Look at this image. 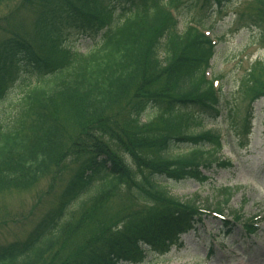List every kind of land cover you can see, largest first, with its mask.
<instances>
[{
    "label": "trees",
    "instance_id": "16d2710c",
    "mask_svg": "<svg viewBox=\"0 0 264 264\" xmlns=\"http://www.w3.org/2000/svg\"><path fill=\"white\" fill-rule=\"evenodd\" d=\"M9 1L0 0V5ZM224 1L38 0L32 32L0 41V102L25 73L39 83L0 122V190L30 189L62 164L68 151L57 107L73 110L90 129L81 128L73 142L74 154L85 159L63 190L59 207L24 241L1 247L0 264H144L149 253L166 252L180 245L182 235L197 232L209 206L173 197L164 181L209 180L205 171L216 160L219 135L189 129L207 119L217 121L225 107L206 79L215 53L212 40L199 28L200 21L192 19L197 25L180 29L179 19L184 11ZM252 25L263 37L264 16ZM75 36L89 42L86 53L70 45ZM240 86L250 103L264 99V62L257 61ZM123 106L127 116L119 113ZM151 109H158L168 124L181 118L183 132L142 136L135 143L126 127L140 135L149 124L142 118ZM183 143L191 144V155L173 159L172 152ZM145 149L147 158L140 154ZM123 154L136 164L137 173ZM93 188L97 200L119 193L125 204L88 229L90 237L75 257L59 261L53 251L73 205ZM223 192L216 212L232 196L229 189Z\"/></svg>",
    "mask_w": 264,
    "mask_h": 264
},
{
    "label": "rangeland",
    "instance_id": "374dc122",
    "mask_svg": "<svg viewBox=\"0 0 264 264\" xmlns=\"http://www.w3.org/2000/svg\"><path fill=\"white\" fill-rule=\"evenodd\" d=\"M30 2L12 0L0 5V41L14 34L24 37L32 32L40 3L33 0L31 5ZM263 6L264 0H225L221 5L215 4L201 11L196 9L194 13L188 10L182 13L180 29L196 19L218 42L210 76L220 79L218 86L222 89L225 107L220 119H207L201 126L188 128L189 133L213 131L220 135L223 148L213 160V165L205 171L209 178L206 183L165 180L164 184L173 197L183 201L194 200L200 207L211 208L222 205L226 196L223 191L230 189L232 198L229 205L220 206L219 210L229 221L233 218L235 221L232 223L233 230L228 234L227 229L221 228L220 222L204 217L199 231L186 236L181 247L173 246L165 254L151 252L144 264H264V100L256 102L251 110L250 98L246 96L248 92L242 91L240 86L247 78L249 69L257 61L264 62V36L252 25L259 16H264ZM69 41L76 50L87 52L88 41L76 36L70 37ZM37 84L36 77L27 73L21 76L8 97L0 102V122L7 119L8 114L12 113V106ZM57 108L65 131L64 149L68 152L62 164L49 171L34 187L0 190V248L24 241L46 214L59 207L63 190L85 159L76 152L74 154L72 145L77 134L82 135L81 128L84 131L90 129L82 126L73 110H67L64 106ZM119 113L127 116L128 110L123 106L119 108ZM159 113L158 109H151L142 118V123L149 121V124L140 130V135L129 127H126V133L133 135L130 138L137 143L142 136L183 132L181 118H173L172 123L168 124L161 121ZM229 114L234 124L242 127V123H245L247 128L243 127L240 131L236 127L234 129L230 117H227ZM119 134L123 141H128L125 135ZM104 141L115 148L108 140ZM241 144L246 145L243 148ZM191 149L189 143L180 144L171 156L173 159L187 157L191 155ZM140 154L146 158L150 155L147 149L141 150ZM123 157L130 169L137 173V166L130 156L123 154ZM219 163H227V166H220ZM96 194V188H93L74 203L64 235L53 251L56 257L59 255V261L75 257L90 237L88 229H96L98 222L107 219L125 204L119 198V193H115L113 199L101 200L95 198ZM234 212L238 213L239 218L233 216ZM255 215L260 216L255 224L257 230L248 235L243 228L244 222Z\"/></svg>",
    "mask_w": 264,
    "mask_h": 264
}]
</instances>
